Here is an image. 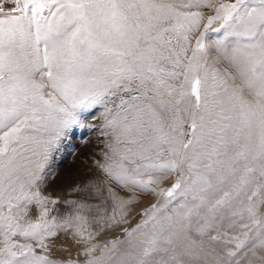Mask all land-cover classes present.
<instances>
[{
  "label": "snow or ice",
  "instance_id": "1",
  "mask_svg": "<svg viewBox=\"0 0 264 264\" xmlns=\"http://www.w3.org/2000/svg\"><path fill=\"white\" fill-rule=\"evenodd\" d=\"M85 127L103 179L62 210ZM0 264H264V0H0Z\"/></svg>",
  "mask_w": 264,
  "mask_h": 264
},
{
  "label": "rangeland",
  "instance_id": "2",
  "mask_svg": "<svg viewBox=\"0 0 264 264\" xmlns=\"http://www.w3.org/2000/svg\"><path fill=\"white\" fill-rule=\"evenodd\" d=\"M99 122V120L88 121L89 124H99ZM99 138V133L95 129L77 128L63 141L60 149L56 152L51 162L50 171L52 174L48 177L45 192L60 199L61 204L58 207L62 210L67 207L64 205V201L80 200L89 196L91 189L77 192L74 191L77 186L80 189H85L89 182H98L103 179L94 165V160L99 159L98 149L102 147L97 142ZM116 191L121 196L126 195L124 190L117 188ZM151 201L152 197L150 196L142 197L140 204L136 206L128 219L131 220L142 207H147ZM90 202L94 203L95 200ZM126 227L125 223L114 224L100 230L97 238L103 237L110 242L113 236H122ZM62 242L63 238L57 243ZM67 246L72 249V256H75V250L80 247L70 241L67 242ZM52 255L58 258H68L69 253L55 249Z\"/></svg>",
  "mask_w": 264,
  "mask_h": 264
}]
</instances>
